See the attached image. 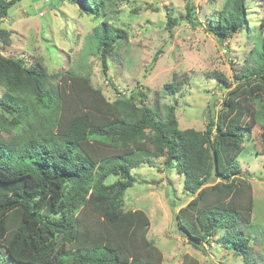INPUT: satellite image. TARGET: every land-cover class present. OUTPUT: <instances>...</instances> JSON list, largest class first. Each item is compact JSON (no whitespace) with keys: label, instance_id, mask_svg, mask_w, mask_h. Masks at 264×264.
I'll return each mask as SVG.
<instances>
[{"label":"trees","instance_id":"16d2710c","mask_svg":"<svg viewBox=\"0 0 264 264\" xmlns=\"http://www.w3.org/2000/svg\"><path fill=\"white\" fill-rule=\"evenodd\" d=\"M20 1L0 0V24ZM120 1L71 0L86 14L103 17L91 43L103 72L126 37L108 23L113 11H104ZM247 5L248 0H226L206 31L220 42L245 32ZM185 7L190 14L188 2ZM0 42L9 43L1 25ZM251 57L201 132L180 130L173 105H164L160 115L145 95L117 92L110 102L74 73L62 77L68 92L54 89V76L38 62L27 67L0 54V110L12 118L0 115V129L9 137L14 133L0 136V264H162L161 252L146 239L147 215L123 209L135 182L132 170L158 159L183 177L192 196L175 214L187 244L202 251L213 234L222 233L221 243L241 264H257L249 241L256 235L264 241V231L252 223L251 186L236 160L255 128L261 146L255 153L264 156L262 41ZM179 90L177 83L162 87L164 94Z\"/></svg>","mask_w":264,"mask_h":264},{"label":"rangeland","instance_id":"374dc122","mask_svg":"<svg viewBox=\"0 0 264 264\" xmlns=\"http://www.w3.org/2000/svg\"><path fill=\"white\" fill-rule=\"evenodd\" d=\"M226 0H124L114 2L108 23L126 37L109 54L106 71L91 47L93 29L102 16L83 11L71 0H21L2 19L9 32V43L0 42V54L18 59L24 66L35 62L45 68L54 89L66 90L62 77L74 73L87 77L93 89L108 101L117 92L156 106L173 105L180 130L204 131L211 116H216L226 93L238 84L236 76L251 65L256 43L264 45V0H248L245 32L220 42L205 27L215 19ZM190 5L187 14L186 3ZM189 15L196 25L189 22ZM174 22V25L172 24ZM171 24V25H170ZM60 74V75H59ZM177 83L180 90L164 94L165 84ZM4 91L0 88V98ZM0 115L11 121L1 110ZM14 136V133H10ZM0 136L11 138L0 129ZM260 131L255 128L237 157L239 175L250 183L254 199L252 223L264 231V156ZM135 182L124 198V210L143 211L149 219L146 239L161 252L162 264H241L222 233H215L196 250L187 244L175 222L176 212L191 200L183 188V177L166 170L162 160L152 167L132 170ZM109 180V179H108ZM114 181V179H113ZM244 239L250 240L248 233ZM249 251L257 264L264 263V241L257 235L249 241ZM3 264H10L6 261Z\"/></svg>","mask_w":264,"mask_h":264}]
</instances>
